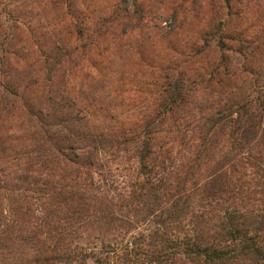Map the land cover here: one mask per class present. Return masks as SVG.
<instances>
[{
	"label": "trees",
	"instance_id": "16d2710c",
	"mask_svg": "<svg viewBox=\"0 0 264 264\" xmlns=\"http://www.w3.org/2000/svg\"><path fill=\"white\" fill-rule=\"evenodd\" d=\"M201 2L220 59L156 83L144 118L108 114L107 128L95 126L91 99L64 92L56 73L108 53L117 31L125 36L124 22L110 26L124 0L94 31L83 29L88 11L61 20L64 35L33 64L32 28L9 14V48L0 53V264H264V31L247 35V0ZM201 45L195 34L185 47L199 54ZM227 51L242 62H228ZM131 162L133 174L110 195L105 174Z\"/></svg>",
	"mask_w": 264,
	"mask_h": 264
},
{
	"label": "rangeland",
	"instance_id": "374dc122",
	"mask_svg": "<svg viewBox=\"0 0 264 264\" xmlns=\"http://www.w3.org/2000/svg\"><path fill=\"white\" fill-rule=\"evenodd\" d=\"M117 1L52 0L47 5L45 0H28L27 4L20 7L13 3L9 4V0H0V53L1 50L9 48L6 43L9 35V25L6 23L9 14L15 16L12 20L19 17L24 23L25 20L28 21V25L32 28L31 32L34 36L32 43L36 47L34 46L33 52L35 57L30 59L29 63L33 64L36 58L45 60L53 42L62 38L63 28L59 25L61 20L69 22L72 21L73 16L88 11L86 14L88 23L83 29L94 31L96 26H100L99 19L108 16ZM126 1L124 0L119 6L121 20L110 26L112 28L124 22L123 27L119 29L123 28L127 32L125 36H121L122 30L117 31L119 35L109 44L108 53L99 57L94 56L92 60H89L92 54L84 59L74 58L69 66L61 68L64 71L56 70L57 80L62 82L61 88L65 90L64 92L71 91L73 94L78 93L83 98L91 99L93 105L90 109L96 114L94 121L95 126L98 127L107 128L108 123H103L102 119L108 114L116 115L117 112H124L126 116L133 118L134 122L138 117L144 118L148 106L158 91L156 83L162 84L166 82L167 77L172 78L174 74L184 77L185 73L193 68L220 59L215 51L216 33H204L209 27H207L208 15L203 9V1L139 0L136 1L138 10L131 3L127 7L128 1ZM192 3H195L194 8L185 10L189 9ZM126 7L129 8V13L124 11ZM175 8L178 11H175L174 17ZM246 8L248 19L245 18L243 27L247 30L248 36L254 37L257 29L264 31L261 27L264 25V0H247ZM123 17L127 19L124 21ZM218 17L220 19L221 16L213 15L215 23H218ZM195 34L201 39L202 44L199 54H194L185 47L191 36ZM79 42L85 44L86 41ZM32 43L29 41L27 45L32 46ZM227 52L228 62L234 64L242 62L244 55L236 53L237 51ZM258 78L264 80V74H260ZM261 85H264V81ZM4 130L9 132V126H5ZM9 146L11 147V144ZM134 165L135 162H131L130 165L123 164L118 171L105 174L110 195L121 189L120 186L123 185L121 183L128 175L133 174ZM110 167L117 168L112 164ZM119 183L120 185H117ZM29 218L26 217V220L32 222Z\"/></svg>",
	"mask_w": 264,
	"mask_h": 264
}]
</instances>
